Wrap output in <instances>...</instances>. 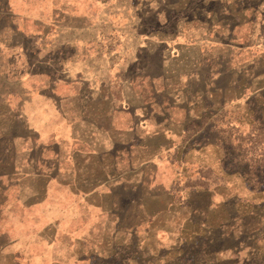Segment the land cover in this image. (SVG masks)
I'll list each match as a JSON object with an SVG mask.
<instances>
[{
  "label": "crops",
  "instance_id": "obj_1",
  "mask_svg": "<svg viewBox=\"0 0 264 264\" xmlns=\"http://www.w3.org/2000/svg\"><path fill=\"white\" fill-rule=\"evenodd\" d=\"M191 1L83 0L53 18V9L41 12L48 3L29 0L21 19L14 0L6 10L0 0V119L6 109L18 120L13 153L0 159L13 181L0 190V212L13 214L2 233L13 239L24 230L30 248L9 241L18 252L0 253L21 255L19 264H90L109 260L105 246L163 229L180 181L199 180L193 166L211 159V144L197 143V134L227 104H242L244 59L264 54L254 8ZM53 36L71 39L53 48ZM94 44L92 67L85 61ZM149 53L159 76H148Z\"/></svg>",
  "mask_w": 264,
  "mask_h": 264
},
{
  "label": "rangeland",
  "instance_id": "obj_2",
  "mask_svg": "<svg viewBox=\"0 0 264 264\" xmlns=\"http://www.w3.org/2000/svg\"><path fill=\"white\" fill-rule=\"evenodd\" d=\"M28 1L14 0V3L18 4L21 19L30 12ZM75 1L78 4L83 2V0H36V5L43 6L48 3L47 10L43 8L41 12L49 15L53 9L55 14L53 18H56L60 14L61 6L63 10L65 3L72 5ZM167 1L169 3L175 0ZM9 2L11 0H4L5 10ZM191 2L196 6L197 1ZM240 2H243L244 11L254 8V17L258 11L260 40L264 43V0ZM258 2L260 5L257 10ZM71 12L74 11L68 8L66 16L68 19L72 17ZM70 39L53 36L51 43L53 48H57ZM23 43L26 44L21 38V44ZM69 51L70 55L71 50ZM89 51L91 52L89 56L93 58L85 62L95 67V44ZM44 52H40L37 57H44ZM77 54L80 55L79 52H72V57ZM121 56L122 54H115V62H120ZM128 56L133 61L136 54ZM250 60V57H245L243 73L245 86H250L246 90L249 92L248 96L242 104H238V107L237 104H227L226 111L222 110L220 116L212 117L209 124L212 129L208 133L197 134L195 138L197 143L211 144L209 150L212 153L211 159L203 162L204 164L193 166L195 176L199 180L180 181L179 189L172 198L173 213L167 217L163 229H158V232L147 231L142 236H133L130 243L126 240L124 244L121 239V243L115 246L109 248L105 246L102 253L105 256L109 254V260L104 258L97 262L91 261L90 264H264V54L260 53L257 62L247 64ZM148 63V76H159V70L152 66L155 63L153 54H148ZM115 70L117 73L125 71L119 70L118 67ZM102 71L107 73L106 68ZM136 71L131 69L133 79L138 75ZM234 78V70L228 68L225 80L229 82ZM4 87L5 94L10 92L7 87L11 86L5 84ZM122 89L120 85L116 86L117 96ZM255 92L259 94L256 95ZM216 112L218 115L219 111ZM0 122L2 123L0 143L3 145L0 159L5 162L13 153L12 146L17 136L14 132L16 127L13 126L17 125L18 120L4 109ZM195 151L201 156L204 153L198 148ZM202 160L203 157L199 159ZM10 173L11 166L0 160V190L6 191L13 184ZM187 176H191V173ZM182 186L187 189H180ZM191 186L194 191L191 190ZM163 203L167 204L166 198L163 199ZM12 215L6 213V207L3 213L0 212V252L4 247L13 253H17V249L20 251L23 247L27 251L29 245L22 241L26 236L24 230H17L13 239L2 233ZM17 240L21 243L16 245L17 249H14L16 251H11L6 244ZM20 257L21 255L10 259L0 253V264H19Z\"/></svg>",
  "mask_w": 264,
  "mask_h": 264
}]
</instances>
